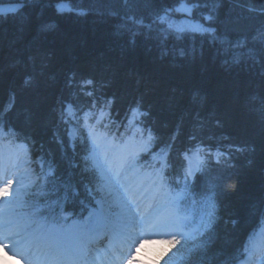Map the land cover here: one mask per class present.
Here are the masks:
<instances>
[{
	"label": "trees",
	"instance_id": "obj_1",
	"mask_svg": "<svg viewBox=\"0 0 264 264\" xmlns=\"http://www.w3.org/2000/svg\"><path fill=\"white\" fill-rule=\"evenodd\" d=\"M22 2L17 15L0 18V109L12 104L6 121L27 139L32 159L47 161L54 183H67L78 193L67 210L80 214L91 180L83 148L68 143L59 120L62 99L89 102L69 91L74 75L93 79L99 93L113 100L117 121L139 103L157 137L154 150L175 137L173 178L192 135L213 146L241 148L234 147L226 162L208 163L207 173L219 184L217 221L192 264H225L235 256L264 219V41L259 39L264 0H212V22L203 20L207 9L193 10L194 18L218 35L246 43L238 62L200 37L164 40L147 28L132 35L121 27L126 15L150 23L173 0H72L85 15L58 14L57 0Z\"/></svg>",
	"mask_w": 264,
	"mask_h": 264
},
{
	"label": "snow or ice",
	"instance_id": "obj_2",
	"mask_svg": "<svg viewBox=\"0 0 264 264\" xmlns=\"http://www.w3.org/2000/svg\"><path fill=\"white\" fill-rule=\"evenodd\" d=\"M211 3L173 0V6L157 11L150 23L126 15L121 27L132 35L147 28L164 40L200 37L220 45L218 53L222 49L238 62L246 43L228 41L216 28L194 18L193 10L203 7L208 10L203 20L214 21ZM23 7L22 0L0 7V18L17 15ZM56 12L86 14L72 0H57ZM177 13L183 19L177 20ZM259 39L264 41V30ZM67 87L77 100L89 98L85 105L62 99L59 110L68 143L84 150L83 167L91 174L88 203L80 202V214L67 210L71 196L78 193L70 192L67 183H54L47 161L32 159L27 139L21 140L6 121L9 103L0 109V247L18 249L13 254L24 264H145L137 260L145 245H167L156 264H170L177 254L183 264H192L193 257L206 249L217 221L219 184L207 173L208 163L226 162L234 147L241 148L213 146L192 135L173 178L175 137L154 150L157 137L139 103L129 106L117 121L111 112L113 100L99 93L93 79L72 75ZM201 176L206 177L203 185ZM225 264H264V219L259 231L249 234Z\"/></svg>",
	"mask_w": 264,
	"mask_h": 264
},
{
	"label": "rangeland",
	"instance_id": "obj_3",
	"mask_svg": "<svg viewBox=\"0 0 264 264\" xmlns=\"http://www.w3.org/2000/svg\"><path fill=\"white\" fill-rule=\"evenodd\" d=\"M5 243H7V241H5ZM166 248L165 245H146L140 250L137 260L144 261L145 264H156L160 254L164 252ZM17 250L9 251L7 248L0 247V264H22L20 257L13 254V252ZM176 260V256H174L170 264H176Z\"/></svg>",
	"mask_w": 264,
	"mask_h": 264
},
{
	"label": "water",
	"instance_id": "obj_4",
	"mask_svg": "<svg viewBox=\"0 0 264 264\" xmlns=\"http://www.w3.org/2000/svg\"><path fill=\"white\" fill-rule=\"evenodd\" d=\"M21 1H12V4L9 3V1L7 2H2L0 3V7H8V6H13L14 3H19Z\"/></svg>",
	"mask_w": 264,
	"mask_h": 264
},
{
	"label": "clouds",
	"instance_id": "obj_5",
	"mask_svg": "<svg viewBox=\"0 0 264 264\" xmlns=\"http://www.w3.org/2000/svg\"><path fill=\"white\" fill-rule=\"evenodd\" d=\"M145 246H146V245H145ZM145 246H144V247H145ZM139 253H140V252H139ZM138 261H139V260H138ZM134 264H138V262H134Z\"/></svg>",
	"mask_w": 264,
	"mask_h": 264
}]
</instances>
